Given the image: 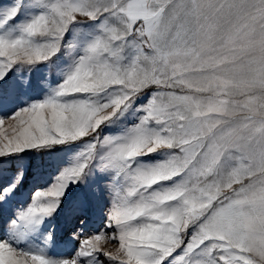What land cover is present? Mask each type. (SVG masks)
I'll use <instances>...</instances> for the list:
<instances>
[{"label": "snow or ice", "instance_id": "snow-or-ice-1", "mask_svg": "<svg viewBox=\"0 0 264 264\" xmlns=\"http://www.w3.org/2000/svg\"><path fill=\"white\" fill-rule=\"evenodd\" d=\"M0 264H264V0H0Z\"/></svg>", "mask_w": 264, "mask_h": 264}, {"label": "rangeland", "instance_id": "rangeland-1", "mask_svg": "<svg viewBox=\"0 0 264 264\" xmlns=\"http://www.w3.org/2000/svg\"><path fill=\"white\" fill-rule=\"evenodd\" d=\"M37 165H42L44 170L47 172H51L53 170L54 165L57 163V157H34Z\"/></svg>", "mask_w": 264, "mask_h": 264}]
</instances>
